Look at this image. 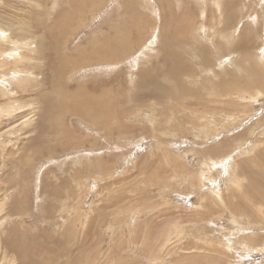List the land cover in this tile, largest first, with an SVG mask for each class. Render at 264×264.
Masks as SVG:
<instances>
[{
	"label": "rangeland",
	"instance_id": "rangeland-1",
	"mask_svg": "<svg viewBox=\"0 0 264 264\" xmlns=\"http://www.w3.org/2000/svg\"><path fill=\"white\" fill-rule=\"evenodd\" d=\"M75 1L58 18L71 20L69 52L121 29L140 43L118 65L67 74L65 90L107 87L119 101L107 126L131 131L56 102L45 42L64 33L47 24L67 0H0V109L12 107L0 116V264H264V0ZM177 64L190 73L162 81L163 98L142 87L140 74ZM40 135L71 150L25 163Z\"/></svg>",
	"mask_w": 264,
	"mask_h": 264
},
{
	"label": "bare ground",
	"instance_id": "bare-ground-1",
	"mask_svg": "<svg viewBox=\"0 0 264 264\" xmlns=\"http://www.w3.org/2000/svg\"><path fill=\"white\" fill-rule=\"evenodd\" d=\"M124 1H127L128 3H130L129 0H124ZM155 1V0H154ZM73 2V3H71ZM158 2H160L161 4V0H158ZM163 2V1H162ZM168 2V1H167ZM243 2V1H242ZM76 1L75 0H67V3L65 4L66 9H63L60 8V12L58 17L56 18V20L54 19V21L50 24H47V28L50 29V30H57L59 31H62L64 33H61L55 35V32L53 34V36H50V41H49V38H47V41L45 42V45H47L46 43L50 44V48H51V53L53 54L54 56V60L52 61L54 64H53V67H54V72L55 74L52 75L54 76H57L58 80H61L59 82H57V85H56V88H55V91L57 92L56 95H57V100L56 102H58L60 100V104L59 105H62L64 108L62 110H66L65 111V115H71V116H78L80 117L79 119H81L82 121H85L87 122L88 124H91V126L95 127V128H99L101 126H107V123L106 122H114L116 117L114 115V109H115V105L118 106V103L119 101L115 100L116 97L114 95V93L111 92V90L107 89V87L103 88L100 86V84L98 83H91L89 85H87L86 83H74V84H71V83H67L68 84V87L70 88V90H65L66 86H65V81L62 80L65 76H67V74L69 73H77L80 72L81 70H88V68H91V67H99V66H108L111 64H115V65H118V62H120L119 60L124 58L125 56H127L128 53V50L125 48V43H129L130 46L132 45L133 47L137 46V43L138 41V38H134L133 36V32L132 30H123L121 29L117 35H114V37L112 38L113 40L106 46V47H102L101 46V43L104 42L105 40V36L104 38H102L100 36H97V38H93V40L90 42H86L85 45L83 46H80L78 47V49L74 52H69V39L71 38V36L73 35V31H70L68 26L71 24V20H70V17L68 18V15H66V18H63L62 20H58V18H61L64 10L65 12L69 13L68 11H71L72 10V6L73 4L75 5ZM120 3V2H119ZM126 3V2H124ZM216 3V2H215ZM244 3V2H243ZM117 4V3H116ZM148 4V5H147ZM147 6H150V8H154V3L152 1V3L148 0L147 2ZM121 5V4H120ZM135 5V4H134ZM142 5V4H141ZM223 5V4H222ZM53 6V5H52ZM122 6V5H121ZM221 6V4H220ZM61 7V6H60ZM78 8V11L80 10H83V8H86V10H88L87 8V3H82V4H78L77 5ZM129 7V6H128ZM56 8V7H55ZM119 8V7H118ZM143 8V7H142ZM149 8V7H147ZM124 9V8H123ZM127 9V8H125ZM108 10V9H107ZM95 11V10H93ZM131 11V10H130ZM154 11V9H153ZM225 11V10H224ZM227 11V10H226ZM225 11V12H226ZM64 12V13H65ZM129 12V11H128ZM127 12V13H128ZM162 12L164 11H160V13L158 15H160ZM66 13V14H67ZM81 13V12H80ZM113 13V12H112ZM124 13V12H123ZM52 14V13H51ZM54 15V14H53ZM72 15V14H71ZM122 15V14H121ZM127 16V15H126ZM162 16V15H161ZM123 17V16H122ZM125 17V16H124ZM123 17V18H124ZM138 18V16H136ZM160 17V16H159ZM158 17V18H159ZM164 17V16H162ZM167 18V17H166ZM127 19H130L131 21L127 20ZM50 20V19H49ZM73 20V19H72ZM133 20H134V17H129V18H126L125 21L124 20H121V21H124L126 25H132L131 23H133ZM164 20L163 18H161V22H165V21H162ZM58 21V22H57ZM57 22V23H55ZM140 22V21H139ZM145 22V21H144ZM147 22H149L147 20ZM154 22V21H153ZM158 22V21H157ZM181 22V21H180ZM38 23V22H37ZM47 23V22H46ZM156 23V22H155ZM177 23V22H175ZM188 23V22H187ZM190 23V22H189ZM153 24V23H152ZM158 24V23H157ZM173 24V23H172ZM42 25V24H41ZM40 25V27H41ZM46 25V24H45ZM68 25V26H67ZM138 25V24H137ZM156 25V24H155ZM98 27V26H97ZM130 27V26H129ZM133 27V26H132ZM136 27V26H135ZM154 27V26H153ZM158 27V26H156ZM166 27V26H164ZM44 31H46V29ZM44 29V28H42ZM110 29V28H109ZM128 29V28H127ZM141 29V28H140ZM149 29V28H148ZM153 29V28H152ZM155 29V28H154ZM153 29V30H154ZM159 29V28H158ZM177 29V28H176ZM185 30V27L183 28ZM182 29V30H183ZM74 30V29H73ZM163 30V29H162ZM75 31V30H74ZM107 31V30H106ZM139 31V30H137ZM174 31V30H173ZM187 31V30H186ZM51 32V31H50ZM245 32V31H244ZM52 33V32H51ZM105 33V32H104ZM139 33H141L139 31ZM138 33V34H139ZM6 34L7 33H2L1 29H0V38H5L6 39ZM45 34H47V32H45ZM99 34V33H98ZM174 34V33H173ZM187 34V33H186ZM136 35V34H135ZM146 35V34H145ZM113 36V35H112ZM141 36V34H140ZM148 36V35H146ZM175 36V35H174ZM190 36V35H189ZM179 37V35H178ZM45 38V37H44ZM142 38V37H141ZM148 38V37H146ZM177 38V37H176ZM180 38V37H179ZM178 38V39H179ZM192 38V37H191ZM229 38V37H228ZM186 39V37H185ZM144 40V39H143ZM177 40V39H176ZM6 41V40H5ZM4 41V42H5ZM115 41L116 42H120L122 45H123V52L118 48L116 47L115 45ZM182 41V40H181ZM51 42V43H50ZM183 42V41H182ZM140 43V42H139ZM138 43V44H139ZM52 44V45H51ZM149 45V44H148ZM15 46V44H14ZM128 46V45H127ZM16 48V47H14ZM164 48V47H163ZM193 48V47H192ZM194 49V48H193ZM130 50V49H129ZM2 47L0 46V55H4L5 53H2ZM16 51V50H14ZM22 54V53H21ZM12 55V54H11ZM20 55V54H19ZM22 56V55H21ZM141 61V59H140ZM175 62V61H174ZM19 63V62H18ZM22 63V62H21ZM51 63V62H49ZM170 63V62H169ZM184 63V62H183ZM180 64V63H179ZM182 64V63H181ZM183 65V64H182ZM113 67V66H112ZM168 67V66H167ZM32 68V67H31ZM108 68V67H107ZM53 69V68H52ZM150 70V69H149ZM44 71V70H43ZM46 71V70H45ZM154 72V74H153ZM146 73L148 74H140L139 76H142L140 77L141 78V81L143 83V88H146L147 92L149 93V89H152L154 92H156V94H158V96H156L157 98H163L164 96H166L170 90L169 88H163V92H160V89L162 88V85H161V82L162 81H168L171 80V87H175L176 86V83L175 82H178L179 84H181V78L184 76V75H187L188 73H190V71L188 70V68L184 67V66H181V65H176V66H173L171 67L170 69L166 70L163 68H159V67H154L153 71L152 69L150 71H147ZM53 74V72H52ZM103 74V73H102ZM118 76V75H117ZM16 78V76H14ZM21 77V76H20ZM26 77V76H25ZM255 80H256V76H252ZM260 77V76H259ZM123 78V77H122ZM219 78V77H218ZM222 79V78H221ZM259 79V78H258ZM116 80V79H115ZM114 80V81H115ZM64 81V83H63ZM2 82V81H1ZM103 83V82H102ZM111 83V82H110ZM187 83V82H186ZM113 84V83H112ZM259 84V83H258ZM5 87V86H4ZM124 87V86H123ZM109 88V87H108ZM111 88V87H110ZM157 88V89H156ZM93 89H97L98 91L95 92V90ZM151 90V91H152ZM143 93V92H142ZM8 94V92H7ZM111 94H113V96H111ZM155 94V93H154ZM109 96L113 97L112 99L109 98ZM117 96V95H116ZM150 96V95H149ZM148 96V97H149ZM153 96V97H154ZM181 96H185V93L183 91H181ZM41 97V96H40ZM147 97V98H148ZM150 98V97H149ZM145 99V98H144ZM172 99V98H171ZM115 100V101H114ZM18 101V100H17ZM75 104L73 107L70 106L72 104ZM17 104H20V103H16ZM57 104V103H55ZM13 106H15V104H13ZM18 106V105H17ZM50 109V108H49ZM9 110H12V107L10 105H7V108L6 110L4 109H0V116L2 113L4 112H8ZM49 112V111H48ZM63 112V111H62ZM10 113V112H9ZM46 113H47V110H46ZM13 114V113H12ZM49 114V113H48ZM11 115V114H10ZM39 115V114H38ZM49 116V115H48ZM57 117V116H56ZM59 120V119H58ZM66 120V119H65ZM25 124V123H24ZM68 124V123H67ZM262 124V123H261ZM264 124V123H263ZM262 124V125H263ZM45 125V124H43ZM66 125V124H65ZM207 125V124H206ZM45 127V126H44ZM109 129V131H107V133L109 134H113L112 132L110 131H114L117 127H112V125H109L107 126ZM205 127V126H204ZM94 128V129H95ZM120 133L122 132H125V130H130L131 128L127 127V126H120ZM119 128H117V130H119ZM12 129H13V126H12ZM54 129V128H53ZM104 129H106V127H104ZM36 130V129H35ZM254 130V129H253ZM46 131V130H45ZM43 131V132H45ZM55 131V130H54ZM131 131V130H130ZM42 132V133H43ZM49 132V131H48ZM52 132V131H51ZM47 133V132H46ZM58 133V132H57ZM252 133V132H251ZM44 134V133H43ZM75 134V133H74ZM45 135V134H44ZM47 135V134H46ZM50 135V134H48ZM54 135V133H53ZM70 135V134H69ZM254 135V134H253ZM55 136V135H54ZM72 136V135H71ZM56 137V136H55ZM212 137V136H211ZM58 138V137H56ZM70 138V137H69ZM75 138V137H73ZM72 138V139H73ZM39 139V141L37 140ZM41 139V140H40ZM53 139V138H52ZM37 140V143H39V149L37 148L35 151H29L30 153L27 154L28 158L27 160H25V163H29L32 161V156L30 157V154L31 155H34V157L36 156V158L39 156V159L43 156V153L44 152H47L48 154H55L57 152H65V150H71L69 148V145L67 146H62L60 144H57V143H46V137H43V136H39L36 138ZM69 140V139H68ZM77 140V139H76ZM71 141V139H70ZM73 141V140H72ZM48 142V141H47ZM75 143V142H74ZM79 149L78 146L75 148V150ZM30 150V149H29ZM28 153V152H27ZM16 157V156H15ZM26 158V157H25ZM45 158V157H44ZM22 159V158H21ZM20 161V160H19ZM18 161V162H19ZM100 162V161H99ZM228 161H224L222 163L221 166H223L224 170H227V168H229V164L230 163H227ZM263 162V161H262ZM20 163V162H19ZM89 164V163H88ZM95 164V163H94ZM238 164V163H237ZM241 164V163H240ZM99 165V163H98ZM243 165V164H242ZM241 165V167H242ZM95 166V165H93ZM100 166V165H99ZM236 167H238L237 165H235ZM245 166V165H243ZM258 166V165H257ZM240 167V166H239ZM96 168V167H95ZM98 168V167H97ZM234 168V167H233ZM250 168V167H249ZM25 169V168H24ZM100 169V167H99ZM238 169V168H237ZM101 170V169H100ZM105 170V168H104ZM22 171V170H21ZM236 173V172H234ZM257 174V173H256ZM252 176H255L254 174ZM260 176H257V179L259 178ZM231 178V177H230ZM261 178V177H260ZM258 179L259 182L264 185V181H262V179ZM241 185V184H240ZM259 195V194H258ZM39 199V198H38ZM251 199V198H250ZM241 200V199H240ZM244 202V201H243ZM248 203V202H247ZM245 208V207H244ZM237 211L232 215L236 218H242V214H240L239 211H243V209H239L238 208H235ZM254 209L248 207L247 211L248 213L250 214L253 213ZM245 213H247L246 211H244ZM260 212V211H259ZM261 213V212H260ZM259 213V214H260ZM244 214V213H243ZM238 215V216H237ZM254 215L255 217L258 216V215H255L254 213L252 214ZM248 219V218H247ZM242 220V219H241ZM234 221V220H233ZM235 223L238 224L237 220L235 219L234 221ZM264 223V222H262ZM261 223V224H262ZM248 226L252 225L250 220H248V222L246 223ZM257 224V223H256ZM256 224L254 226H256ZM259 225V223L257 224ZM239 226V224H238ZM253 226V225H252ZM261 226V225H260ZM242 229V228H241ZM213 231V230H212ZM211 232V231H210ZM244 232V231H243ZM214 235V234H213ZM217 236V235H216ZM215 238V237H214ZM232 238V237H231ZM230 240V239H229ZM213 242V241H212ZM213 245V244H212ZM232 245V244H231ZM248 259V257H247Z\"/></svg>",
	"mask_w": 264,
	"mask_h": 264
}]
</instances>
